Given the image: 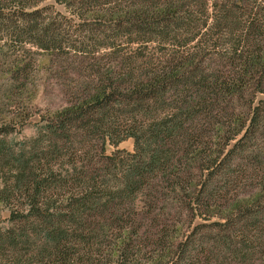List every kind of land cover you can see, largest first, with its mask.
<instances>
[{
	"label": "trees",
	"instance_id": "16d2710c",
	"mask_svg": "<svg viewBox=\"0 0 264 264\" xmlns=\"http://www.w3.org/2000/svg\"><path fill=\"white\" fill-rule=\"evenodd\" d=\"M78 3L102 11L89 24L87 40L64 41L63 26L44 15L45 7L0 6V41L73 49L88 70L72 106L47 120L44 135L35 140H48L49 148L37 157L25 147L15 152L28 183L8 224H0V264H39L23 251L34 236L47 254L42 264H86L114 232L117 242L107 264H196L200 256L188 252L187 243L182 258L171 241L164 251L156 247L167 240L166 224L151 227L154 236L144 233L147 244L138 240L144 236L138 201L158 207L166 188L182 200L180 188L191 171L186 168L195 167L193 173L200 174L190 180L194 210V204L218 197L220 182H234L222 167L234 153L253 159L255 172L264 167L261 143L248 144L251 129L264 119V97L258 105L253 101L250 125L232 135L221 112L237 117L222 104L251 88L264 95V0ZM78 25L70 20L71 27ZM128 138L134 139L133 153L105 154L107 143Z\"/></svg>",
	"mask_w": 264,
	"mask_h": 264
},
{
	"label": "rangeland",
	"instance_id": "374dc122",
	"mask_svg": "<svg viewBox=\"0 0 264 264\" xmlns=\"http://www.w3.org/2000/svg\"><path fill=\"white\" fill-rule=\"evenodd\" d=\"M70 1L72 4L68 8L56 0H1L0 6L7 9L27 4L45 7L44 15L53 18L56 25L63 26L61 37L64 41L87 40L93 26L89 24L95 23L93 20L102 11L91 12L92 7H82L79 0ZM75 14L88 21L83 22ZM70 20L80 25L71 27ZM20 41H0V130L9 129L8 133L0 134V193L5 197V201L0 203L1 225L8 224L11 209H17L22 203L21 189L25 192L24 181L28 183L26 178L24 181L21 179L25 169L14 160V155L18 154L15 152L18 148L25 147L26 154L33 153L37 157L49 148L48 140L38 143L35 140L44 135L43 125L47 120L72 106L74 92L79 89L78 81L83 83L88 74L87 62H83L81 53L73 49L47 50ZM252 89L244 97H229L222 104L238 114L239 119H235L236 116L232 118L221 111L226 116L222 122L230 135L242 125H250L254 111L252 103L255 100L253 105H258L259 99L264 97L260 93L254 94ZM259 113L264 116V105H261ZM251 133L252 139L248 144L259 142L264 148V119L260 125H254ZM116 150L133 153L134 139L128 138L116 146L107 143L105 154L111 155ZM230 158L226 166L223 164L222 167H225L228 176L232 175L234 182H220L218 197L194 204V210L189 209V203L195 197L191 194V184L196 179V173H193L195 167L186 168L191 171L187 172L183 180L185 186L180 188V192L184 194L182 200L175 199L167 188L163 197L165 200L158 207L152 208L145 203L144 198L140 199L138 208L139 216L143 218L141 232L144 236L138 240L147 244L144 233L153 235L148 231L151 227L166 224L168 228L162 237L165 236L167 240L163 238L160 246L156 245L162 251L168 246L167 241H171L174 245L178 244L176 255H181L182 258L184 254L180 249L187 243L191 245L188 252L200 256L196 264H264V167L256 168L255 172L256 162L250 157L246 160L243 154L234 153ZM205 171L208 174L209 170ZM196 172L200 174V170ZM191 179L194 180L190 181ZM154 209L158 212L156 216L149 214ZM116 237L115 232L111 233L106 240L108 245L99 249L97 258L86 264L111 262L110 252L117 242ZM29 245L23 248L24 253L33 254V261L42 264V259L47 254L39 248H42L39 236H34Z\"/></svg>",
	"mask_w": 264,
	"mask_h": 264
}]
</instances>
